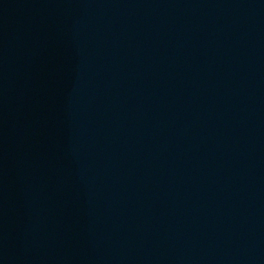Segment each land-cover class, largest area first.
I'll return each mask as SVG.
<instances>
[{"label":"water","instance_id":"obj_1","mask_svg":"<svg viewBox=\"0 0 264 264\" xmlns=\"http://www.w3.org/2000/svg\"><path fill=\"white\" fill-rule=\"evenodd\" d=\"M0 264H264V0H0Z\"/></svg>","mask_w":264,"mask_h":264}]
</instances>
